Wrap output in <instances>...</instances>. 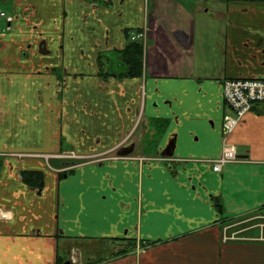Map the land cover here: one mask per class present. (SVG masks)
Segmentation results:
<instances>
[{"label":"crops","instance_id":"0c3cea01","mask_svg":"<svg viewBox=\"0 0 264 264\" xmlns=\"http://www.w3.org/2000/svg\"><path fill=\"white\" fill-rule=\"evenodd\" d=\"M215 2L0 0L13 17L0 23V264H264L258 229L221 237L264 205V104L225 137L221 94L224 79L264 78V0ZM142 28L141 76L100 78L98 56L113 62ZM127 133L136 156L64 174L53 156ZM225 143L238 162L215 172Z\"/></svg>","mask_w":264,"mask_h":264},{"label":"built area","instance_id":"2783aa9c","mask_svg":"<svg viewBox=\"0 0 264 264\" xmlns=\"http://www.w3.org/2000/svg\"><path fill=\"white\" fill-rule=\"evenodd\" d=\"M3 20L9 23L11 18L7 17L4 12H0V23ZM136 37L144 44L145 31L143 30L138 33ZM221 94L226 106L230 110L229 114L223 116L222 122V132L226 137L247 112L257 105L264 104V78L224 79L221 84ZM236 160L238 159L235 149L225 143L222 146L219 156L212 160V169L218 172L222 166L235 162ZM259 218L262 222H256L255 224L257 227L260 225V239L264 241V210L262 216ZM227 237L229 236L224 233V238L227 239Z\"/></svg>","mask_w":264,"mask_h":264},{"label":"trees","instance_id":"16d2710c","mask_svg":"<svg viewBox=\"0 0 264 264\" xmlns=\"http://www.w3.org/2000/svg\"><path fill=\"white\" fill-rule=\"evenodd\" d=\"M140 29H125L124 34L128 40L127 45L122 50H115L114 61L112 62L109 54H100L98 56V75L102 79H106L109 76H113L116 79L122 78H137L141 76L143 69V53L144 45L140 40H131V37L134 33H139ZM111 53V52H110ZM109 58L108 66L110 71H104L102 68V63L100 62L102 58ZM117 64L119 65L117 67ZM19 177L23 183L31 188L41 189L43 185V174L37 171H22L19 173ZM62 177V175H59ZM217 205V204H216ZM264 210V205L260 210ZM237 223V222H235ZM240 223V221L238 222ZM155 243L154 241H142L140 243L141 247H145L149 244ZM126 250L121 251L120 253L125 252ZM60 264V262H57Z\"/></svg>","mask_w":264,"mask_h":264},{"label":"rangeland","instance_id":"374dc122","mask_svg":"<svg viewBox=\"0 0 264 264\" xmlns=\"http://www.w3.org/2000/svg\"><path fill=\"white\" fill-rule=\"evenodd\" d=\"M212 3L216 4L215 0H211ZM218 6V5H217ZM7 17H10V18H13L12 16H9V15H6ZM206 18H210L209 16H206ZM7 28L4 27V30H6ZM115 49L112 51L114 52ZM138 122H139V119L137 118V120H135V122L133 123V127L131 128V130H135V128H137V125H138ZM132 134V133H131ZM127 135H129V133H127L125 136H123L121 138V141L123 140L124 144L125 145H128L129 143V140H126L124 139ZM224 136V135H223ZM149 141V137L147 136V134H144L142 136V140L140 141L141 144L144 143L146 144V142ZM121 147V146H120ZM138 149V148H137ZM112 150V149H111ZM104 151V152H89V153H86V154H78L76 152H74V150H72V148L70 149L69 147H65V152L64 153H56V154H53V156H55L56 159L58 160H63L66 162V165H65V172H68V171H71L73 168L77 167V166H81V165H85V164H90V163H101V162H104L105 160L111 158V155L112 157L114 156V152L113 151ZM9 155H13V154H9ZM14 155H17V154H14ZM26 155H31V157H34V158H40V159H44V160H49L51 159V157H49L50 155L49 154H26ZM65 157H64V156ZM131 155H138L136 154L135 152H133ZM19 157H23L24 154H19L17 155ZM52 156V155H51ZM60 156V157H59ZM69 156H71L72 158H68ZM151 156V157H150ZM150 158L151 159H156V155L154 153V155L150 154ZM115 157V156H114ZM141 160L142 159H145L143 157L140 158ZM235 162H238V160H236ZM235 162H232V163H235ZM263 214V209L260 210V208H257L256 211H252L249 213V216L244 220V221H240V223H233L232 224V221H230L229 223H223L222 222V226H223V230L224 232L222 231L221 232V237L224 238V233L227 234L229 237H227V239H233V240H236V239H247V240H257V241H260V242H264L260 239V225H258V227L256 226V222L259 223V222H262L261 219L259 217H261ZM232 220V219H231ZM244 224V228L243 229H240V230H230L231 228L233 227H236L237 225H241V224ZM233 225V227H232ZM252 229V228H256L258 229V233L257 235H255V237H253L252 239L251 238H248L246 237V233L243 234L241 231H244L246 229ZM236 231V232H235ZM242 233V235H240L239 233Z\"/></svg>","mask_w":264,"mask_h":264},{"label":"flooded vegetation","instance_id":"af4514ba","mask_svg":"<svg viewBox=\"0 0 264 264\" xmlns=\"http://www.w3.org/2000/svg\"><path fill=\"white\" fill-rule=\"evenodd\" d=\"M140 30H143V28L142 29H140ZM131 40H139V39H137L136 37H132L131 38ZM145 42H146V35H145V41H144V44H145ZM142 44H143V42H141ZM143 44V45H144ZM130 137H131V133L129 134V135H127L124 139H126V140H129V143H128V145H125L123 142V140L121 141L120 140V142H119V144L117 145V146H115L111 151H113L115 154L118 152V155H119V152L121 151V150H123V149H128V148H130L131 149V152H130V154H128V155H125V156H121V155H119V156H121V157H127V156H130L132 153H133V146L132 145H130L129 146V144H130V142H131V139H130ZM121 146V147H120ZM65 151H62V152H60V153H64ZM113 153V154H114ZM64 156V155H63ZM60 157V156H59ZM65 157V156H64ZM68 158H72L71 156H69ZM64 172H65V169H64V171L62 172L63 174H64Z\"/></svg>","mask_w":264,"mask_h":264},{"label":"water","instance_id":"95a60500","mask_svg":"<svg viewBox=\"0 0 264 264\" xmlns=\"http://www.w3.org/2000/svg\"><path fill=\"white\" fill-rule=\"evenodd\" d=\"M130 152H131V149H130V148H128V149H123V150H121V151L119 152V155H121V156H125V155L130 154Z\"/></svg>","mask_w":264,"mask_h":264}]
</instances>
